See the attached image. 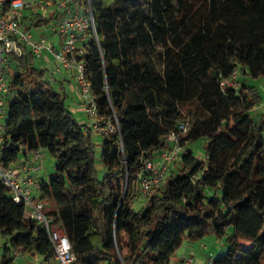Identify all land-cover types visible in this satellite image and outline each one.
Segmentation results:
<instances>
[{"label":"trees","instance_id":"1","mask_svg":"<svg viewBox=\"0 0 264 264\" xmlns=\"http://www.w3.org/2000/svg\"><path fill=\"white\" fill-rule=\"evenodd\" d=\"M90 1L99 42L91 38L76 56L88 64L96 121L114 130L79 122L66 86L35 63L40 57L11 53L17 96L2 162L16 165L22 152L41 148L55 158L38 200L69 237L75 264H172L184 243L209 234L227 242L213 264H263L264 114H253L263 97L246 76H264V0ZM234 70L240 87L224 90L221 80ZM184 120V152L136 210L147 162L170 149ZM203 138L200 155L193 144ZM0 234L1 264L19 254L54 258L45 228L1 180Z\"/></svg>","mask_w":264,"mask_h":264},{"label":"built area","instance_id":"2","mask_svg":"<svg viewBox=\"0 0 264 264\" xmlns=\"http://www.w3.org/2000/svg\"><path fill=\"white\" fill-rule=\"evenodd\" d=\"M40 17H54V19L49 23L33 24L34 20ZM48 24L46 30L57 35L59 45L45 36V30H42V27ZM35 27L39 30V36L33 32ZM91 38L99 42L90 0L88 5L83 4L81 0H0V180L9 188L13 199L25 206L26 216L34 218L45 228L54 247L55 264H75L77 257L67 234L47 214L45 203L34 197V186L39 188V181L33 172L42 168L44 158L42 149L34 150L32 160L20 165L6 166L1 160L5 132V124L2 122L3 107L7 97L17 96V93L10 89L4 67L10 65L11 53L22 55L29 50L47 61L49 56H52L57 61L58 67L51 68L45 64V68L49 69L50 79L54 80L58 69H73L81 87V93L89 102L86 111L95 117L97 107L92 94L91 81L86 77L88 64L84 59H78L76 56V52L85 53V44ZM240 84L238 70H234L229 77L221 80L224 90H237ZM93 127L101 133L111 132L115 128L112 123L103 126L98 121L93 124ZM187 130V120L181 121L178 129L168 137L170 149L162 151L158 161L147 162V174L140 182L144 195L150 196L155 187L166 181L170 165L184 152L179 145V140ZM213 262L214 257L210 256L208 264ZM196 263L194 255L185 252L182 254L181 264ZM39 264L51 263L43 259Z\"/></svg>","mask_w":264,"mask_h":264},{"label":"rangeland","instance_id":"3","mask_svg":"<svg viewBox=\"0 0 264 264\" xmlns=\"http://www.w3.org/2000/svg\"><path fill=\"white\" fill-rule=\"evenodd\" d=\"M48 25L43 26L42 30L44 31V34L47 38H49L50 40L54 41L56 43V45H59L58 43V37L57 35L52 34L49 30H46V28H48ZM38 30V29H37ZM39 31V30H38ZM33 32L35 33L36 36H39V34L36 33V30L33 29ZM35 63L38 66L41 67H45L46 65L43 64L42 58H35ZM70 72V80L68 81L65 85L67 90L69 91L70 94V100L68 101V106L72 109L73 103L75 107L81 106L84 108V112L81 115H77L75 113V116L77 118V120L81 123H84L86 126H90L92 127L93 124L96 122V117L90 115L87 111L86 108L89 106V102L87 100V98L85 96L82 95L81 93V87L79 85L77 76L75 74L74 70H69ZM15 73V67L13 64H10L9 67H4V74L7 77V79H11L12 76ZM246 80L249 81L250 83L254 84L255 86H257L259 88V90L261 91L262 97H263V101L261 102L260 106L256 107V109L254 110L253 114L257 115L258 114H264V76L261 78H249L246 76ZM55 86L58 89H62V87L60 86L59 83H56ZM71 89H76V91L80 90L79 94L80 97L78 98V94L76 95H71ZM9 104H10V98L7 97V100L5 101V105L3 107V118H2V122H5V118L8 115V109H9ZM206 142V139L203 138L201 140H199L198 142H196L195 144H193V147L195 149L196 152H198V154L202 155L203 153V144ZM99 151V147L97 148ZM44 157V160H46V164H45V177L49 178L50 175L52 173H54L55 171V165H56V161L55 158L50 154V152H48L46 149L42 150ZM204 156V155H203ZM24 158L23 152L20 154V158ZM104 172L103 169H100V174L102 175V173ZM34 197L36 199L39 198V193L34 192ZM146 202H147V197L143 194L140 193V195L137 197V199L134 201V208L136 210H143L146 206ZM7 242V239L0 234V264H1V258L2 255L5 252V247H4V243ZM188 243V242H186ZM184 243L180 248H178L175 252V254L173 255L172 258V264H180L181 263V256L182 254L185 252L187 254H191L195 256V259L197 260H202L203 263L202 264H208V258L210 256L215 257L217 256L221 251H224L227 248V242L226 239L224 237H220L217 236L215 234H209L207 236H205L204 238L194 241L191 244V250L188 248H184V245L186 244ZM240 244L241 247L246 249V250H250L252 248V241H250L247 238L242 237L240 239ZM10 245V244H9ZM182 252V253H181ZM181 253V254H180ZM24 258V256L22 255H15L14 260L12 262V264H25L23 260H20L19 258ZM28 257H26L27 259ZM179 258H180V263H179ZM201 262V261H200ZM198 263V261H197ZM263 264H264V259H263Z\"/></svg>","mask_w":264,"mask_h":264},{"label":"crops","instance_id":"4","mask_svg":"<svg viewBox=\"0 0 264 264\" xmlns=\"http://www.w3.org/2000/svg\"><path fill=\"white\" fill-rule=\"evenodd\" d=\"M26 15H27V13H26ZM35 30H36V33L37 34H39V31L37 30V28L35 27L34 28ZM42 61H43V64H48L49 65V67H51V68H57L58 67V63H57V61L56 60H54L53 59V57L52 56H49V58H48V61L47 60H44V59H42ZM10 66V65H9ZM8 66V67H9ZM69 70H73V69H58L57 70V72L55 73V78H57L58 79V81H61L62 83H63V85H65L68 81H71L70 80V72H69ZM76 74V73H75ZM66 86V85H65ZM69 92V91H68ZM79 92H80V90L78 91H76V89H71V95H76V94H78L79 96H78V98L80 97V94H79ZM72 110L77 114V115H81L85 110H84V108L83 107H81V106H78V107H75L74 106V103H73V106H72ZM3 118V117H2ZM5 120H6V118H5ZM4 122V121H3ZM100 139V137H99V135H98V140ZM42 149V148H41ZM42 150H44V149H42ZM23 155H24V158H21V159H19L18 160V162L16 163V165H20V164H22V163H25V162H28V161H30V160H32V152L31 151H29V152H27V153H23ZM45 158V157H44ZM160 158H159V155L158 156H156V158H155V160L156 161H158ZM45 164H46V160H42V168L39 170V171H35V172H33V174H34V176L36 177V179L38 180V181H41V180H44V179H48V178H46L45 177V170H44V166H45ZM34 192H37V193H39V188L37 187V186H34ZM191 244H192V242H188V243H186L185 245H184V248H188V249H190L191 250ZM0 246H1V244H0ZM182 253V252H181ZM180 253V254H181ZM22 256H24V255H22ZM26 257L27 256H24V258H19L20 260H23L24 261V263L25 264H39L40 263V261L41 260H43V258H41V257H37V256H32V257H28L27 259H26ZM197 261H198V263H196V264H202L203 263V261L202 260H198V258H197ZM201 261V262H200ZM51 262V264H55V261L54 260H51L50 261ZM179 263H180V258H179ZM181 264V263H180Z\"/></svg>","mask_w":264,"mask_h":264}]
</instances>
